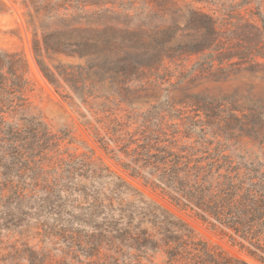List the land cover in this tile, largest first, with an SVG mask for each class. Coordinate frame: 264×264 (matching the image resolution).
Instances as JSON below:
<instances>
[{"label": "trees", "instance_id": "trees-1", "mask_svg": "<svg viewBox=\"0 0 264 264\" xmlns=\"http://www.w3.org/2000/svg\"><path fill=\"white\" fill-rule=\"evenodd\" d=\"M179 2L20 5L36 65L97 148L264 264V141L249 133L248 117L139 95L166 61L223 43L217 18L184 16ZM30 88L24 54L0 51V264H142L158 253L163 264H249L198 238L70 132L52 133L30 111Z\"/></svg>", "mask_w": 264, "mask_h": 264}, {"label": "rangeland", "instance_id": "rangeland-1", "mask_svg": "<svg viewBox=\"0 0 264 264\" xmlns=\"http://www.w3.org/2000/svg\"><path fill=\"white\" fill-rule=\"evenodd\" d=\"M206 1L180 0L178 7L184 16L191 9H199L217 18L222 45L216 51L185 54L180 60L166 61L151 85L145 86L139 95L168 94L175 101L208 105L212 112H222L224 116L231 113L247 116L249 133L257 135V141H264V124L261 121L264 118V0ZM0 51L24 54L31 86V91L26 93L30 111L41 116L52 133L70 132L76 140L93 149L95 156L110 170L139 190L146 199L187 223L197 237L210 246H220L249 264H260L230 247L189 213L177 209L140 181L130 178L97 148L79 118L57 95L36 65L31 33L26 26L20 0H0ZM76 147L78 152L83 151L81 146ZM252 150L257 151L256 144ZM27 241L36 242L31 238ZM163 261L164 255L158 253L154 258L142 261V264H163Z\"/></svg>", "mask_w": 264, "mask_h": 264}]
</instances>
